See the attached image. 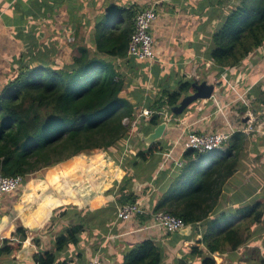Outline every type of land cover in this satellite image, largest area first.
<instances>
[{"label": "crops", "instance_id": "obj_1", "mask_svg": "<svg viewBox=\"0 0 264 264\" xmlns=\"http://www.w3.org/2000/svg\"><path fill=\"white\" fill-rule=\"evenodd\" d=\"M237 1L0 0V91L21 65L35 66L42 61L61 65L58 58L84 44L97 19L112 5H136L138 11L153 7L157 12L149 27L153 58L116 59L127 80L121 95L137 108L135 117L139 108H149L157 98H165V93L177 89L183 80H205L214 85L210 98L194 101L179 115L168 106L158 112L166 127L154 143L162 149L145 159L136 156L150 145L141 139L139 130L149 133L154 126L149 128L141 116L120 142L124 168L107 152L94 150L36 171L17 190L5 194L0 201V245L18 223L27 229L28 236L14 254L0 257V264H36L33 255L38 249L54 252L56 264H86L95 254L102 264H122L130 250L148 238L164 246L161 264H181L182 260L196 264L198 258L191 256L190 248L196 245L204 250L198 243L203 223L166 234L151 218L163 184L172 179L171 158L176 157L175 152L182 156L177 138L188 127L197 133L231 131L228 141L218 148L221 151L232 142L234 133L246 136L236 171L222 185L213 211L228 212L254 202L264 210V44L219 76L208 56L213 34ZM65 163L67 170H56ZM70 166L77 169L76 174H67ZM126 172L130 187L121 192L118 186ZM189 174L187 171L179 180V188ZM129 193L138 197L135 202L142 204L144 213L120 220L117 208L129 203L120 194ZM68 221L80 223L82 228L76 242L70 240L59 250L56 237L66 233ZM224 223L222 220L220 225ZM244 236L243 251L238 249L243 253L237 251L236 262L227 255L213 257H219L222 264H241L249 256L255 257L251 250L256 246L264 251L260 243L264 242V223L261 228L254 223Z\"/></svg>", "mask_w": 264, "mask_h": 264}, {"label": "trees", "instance_id": "obj_2", "mask_svg": "<svg viewBox=\"0 0 264 264\" xmlns=\"http://www.w3.org/2000/svg\"><path fill=\"white\" fill-rule=\"evenodd\" d=\"M137 11L136 5H112L97 19L84 44L79 43L75 50L69 51V60H61V65L45 61L35 66L25 64L12 74L0 91V170L3 175L22 176L24 183L27 176L36 171L94 150L107 152L124 168L120 142L130 128L124 119L132 121L137 108L121 95L127 80L116 59L128 57L127 47L136 29ZM262 44L264 0H238L230 6L212 36L208 56L217 69L216 76L240 64ZM198 82L197 79L183 80L177 89L166 92L165 98L161 96L149 105L154 111L146 122L149 128L162 121L160 110L174 106L182 95L193 92L192 84ZM139 133L147 131L139 130ZM231 140L222 151L199 152L191 148L183 151L184 166L170 171L172 179L163 184L162 194L153 208V212L163 211L179 217L185 225L203 223L198 243L204 250L196 245L190 248L191 256L198 258L196 264H215L213 254L227 255L236 262L235 254H239L238 249L245 243L244 234L254 223L259 228L264 223V210L256 202L228 212L213 211L222 185L236 171L239 156L246 146L242 132L234 133ZM158 149L162 147L157 143L150 144L136 156L145 159ZM175 156H178L176 152ZM216 157L219 159L214 162ZM103 158L104 155L97 161ZM187 171L189 178L179 188V180ZM127 174L118 186L121 192L130 187ZM120 197H125V202L129 203L138 199L133 193L120 194ZM222 220L225 223L220 225ZM69 221L66 233L56 237L59 250L70 240L76 242L82 228L80 223ZM27 236V229L18 223L10 237L3 238L0 257L14 254ZM251 252L255 257L249 256L246 264H264L258 246ZM33 258L36 264H56V254L48 250L38 249ZM163 258L164 246L148 238L130 250L122 264H161ZM180 263L195 264L184 260Z\"/></svg>", "mask_w": 264, "mask_h": 264}, {"label": "built area", "instance_id": "obj_3", "mask_svg": "<svg viewBox=\"0 0 264 264\" xmlns=\"http://www.w3.org/2000/svg\"><path fill=\"white\" fill-rule=\"evenodd\" d=\"M157 17V12L153 7H149L139 11L135 15L136 29L132 34L128 47L127 55L137 60H151L154 56L152 49V37L149 33V27ZM153 112L148 108H141L139 114L130 122L128 119H124L126 124H129L133 128L139 117L149 118ZM232 132L231 131H213L212 133H197L190 130L189 127L183 130L182 134L177 138V142L181 144L182 156L171 158L172 167L171 171H174L176 167H179L183 163V151L186 149H194L199 152L210 151L220 148L225 142L228 141ZM177 143V144H178ZM22 176H5L0 173V201L4 198L5 194L10 190L17 189L22 185ZM144 210L141 203L133 202L123 205L121 208H117V217L120 220H126L135 216L136 214H142ZM151 218L153 219V225L161 228L164 232L174 233L178 232L185 227L184 222L179 217L163 211L153 212ZM86 264H102L100 256L95 254L91 256Z\"/></svg>", "mask_w": 264, "mask_h": 264}, {"label": "water", "instance_id": "obj_4", "mask_svg": "<svg viewBox=\"0 0 264 264\" xmlns=\"http://www.w3.org/2000/svg\"><path fill=\"white\" fill-rule=\"evenodd\" d=\"M194 91L181 97L180 101L172 106L171 112L175 115L181 114L191 103L200 99H207L212 96L214 85L205 80L192 84ZM165 122H160L153 130L147 134H141V139L146 144H152L157 141L164 133Z\"/></svg>", "mask_w": 264, "mask_h": 264}, {"label": "rangeland", "instance_id": "obj_5", "mask_svg": "<svg viewBox=\"0 0 264 264\" xmlns=\"http://www.w3.org/2000/svg\"><path fill=\"white\" fill-rule=\"evenodd\" d=\"M68 55H69V52H64V55H62L61 57H59L58 59H60V60H63V61H66V60H69V58H68ZM212 103L214 104V101H212ZM190 106V105H189ZM188 106V107H189ZM249 121V120H248ZM247 121V122H248ZM248 126V125H247ZM251 128V126L249 125V127H248V129H250ZM92 153V151H86V152H83V153H80V154H78V155H90ZM77 155V156H78ZM76 156V157H77ZM177 157V156H176ZM219 158L218 157H216V159L214 160V162L215 161H217ZM109 160V159H108ZM64 162V161H63ZM184 160H183V163H182V165L181 166H179V167H176V170H179L180 168H182L183 166H184ZM213 162V163H214ZM60 163H62V162H60ZM212 163V164H213ZM58 164V163H57ZM57 164H55V165H57ZM211 164V165H212ZM55 165H53V166H55ZM204 166H207V165H205V164H203ZM52 166V167H53ZM67 164L65 163V164H63V165H60L56 170L57 171H65V170H67ZM246 167V166H245ZM71 168V166L69 167V169H68V171H67V174H76V172H77V169H70ZM85 168V167H84ZM202 169L204 168V167H201ZM0 173L2 174V172H1V170H0ZM171 173V172H170ZM247 174V173H246ZM3 175V174H2ZM19 188V187H18ZM17 188V189H18ZM17 189H13V190H17ZM13 190H10L9 192H7L8 194L9 193H12L13 192ZM6 193V194H7ZM10 237V236H9ZM252 248V247H251ZM259 248V247H258ZM260 249V248H259ZM260 251H261V249H260ZM262 252V254H263V257H264V251H261ZM215 259V264H222V262H220L219 260V257H217V259L216 258H214ZM190 262H193V260H191ZM225 262V261H224ZM245 262L246 261H244L243 263H241V264H245ZM224 264V263H223Z\"/></svg>", "mask_w": 264, "mask_h": 264}, {"label": "bare ground", "instance_id": "obj_6", "mask_svg": "<svg viewBox=\"0 0 264 264\" xmlns=\"http://www.w3.org/2000/svg\"><path fill=\"white\" fill-rule=\"evenodd\" d=\"M127 122H130V120H127Z\"/></svg>", "mask_w": 264, "mask_h": 264}, {"label": "clouds", "instance_id": "obj_7", "mask_svg": "<svg viewBox=\"0 0 264 264\" xmlns=\"http://www.w3.org/2000/svg\"><path fill=\"white\" fill-rule=\"evenodd\" d=\"M145 9H146V8H145ZM156 18H157V17H156ZM154 21H155V20H154ZM154 21H153V22H154ZM147 119H148V118H147Z\"/></svg>", "mask_w": 264, "mask_h": 264}]
</instances>
